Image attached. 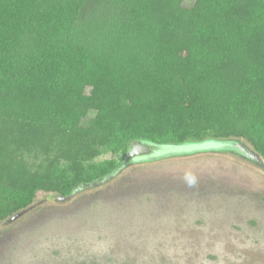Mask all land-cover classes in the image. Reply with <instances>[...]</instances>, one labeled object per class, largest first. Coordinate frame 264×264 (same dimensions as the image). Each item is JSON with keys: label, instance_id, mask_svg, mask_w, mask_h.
<instances>
[{"label": "trees", "instance_id": "trees-1", "mask_svg": "<svg viewBox=\"0 0 264 264\" xmlns=\"http://www.w3.org/2000/svg\"><path fill=\"white\" fill-rule=\"evenodd\" d=\"M184 2L0 0V222L136 140L236 143L264 166V0Z\"/></svg>", "mask_w": 264, "mask_h": 264}, {"label": "rangeland", "instance_id": "rangeland-1", "mask_svg": "<svg viewBox=\"0 0 264 264\" xmlns=\"http://www.w3.org/2000/svg\"><path fill=\"white\" fill-rule=\"evenodd\" d=\"M95 263L264 264V166L212 150L136 162L0 222V264Z\"/></svg>", "mask_w": 264, "mask_h": 264}, {"label": "water", "instance_id": "water-1", "mask_svg": "<svg viewBox=\"0 0 264 264\" xmlns=\"http://www.w3.org/2000/svg\"><path fill=\"white\" fill-rule=\"evenodd\" d=\"M220 149L221 150L223 149L238 150L241 152L242 155L246 156L250 160L260 165H263L260 158L256 154L248 150L245 146L236 144V143L226 144L224 142L206 141V142L192 144V145H174V144H155V143L144 141V140H136L130 144L128 150L126 151L124 159L120 163L119 167L113 173L107 175L104 178H99L91 183L83 184L79 188L75 189L74 192L80 189H85L91 186H95L101 183L102 181H106L112 178L116 174V172H118L125 166L132 164V163L142 162L144 160L151 161L154 159L162 158V157L173 155V154H179L183 152L186 153L192 150L220 151Z\"/></svg>", "mask_w": 264, "mask_h": 264}]
</instances>
